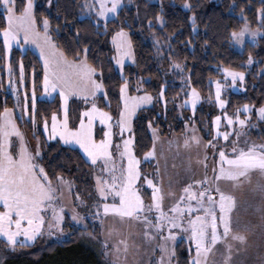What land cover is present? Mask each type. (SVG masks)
<instances>
[{"label": "snow or ice", "instance_id": "1", "mask_svg": "<svg viewBox=\"0 0 264 264\" xmlns=\"http://www.w3.org/2000/svg\"><path fill=\"white\" fill-rule=\"evenodd\" d=\"M47 3L51 5L52 0H47ZM123 3L124 0H81V16L84 13L95 14L94 23L99 24L100 18H103L107 27L110 14L112 17L117 16ZM0 4L4 7V22L3 27H0L4 46L10 52L13 43L20 47H24L21 41L36 44L43 59L41 80L43 93L48 96L58 93L62 98V120L58 122L57 113L53 112L49 127V119L41 117L43 131L49 133L46 141L58 138V142L62 141L64 145L78 144L86 154V162L99 172L94 176L96 199L92 202L87 216H90L93 221H99L101 225L102 252L115 257L109 261V264H127L130 247L127 239H120L115 241L112 248H109V244L112 243L110 237L121 235L116 222L127 225L129 228L138 227L139 232L136 234L149 246L155 245V249L160 251L158 264H173L175 242L182 233H187L190 252L192 242L195 245V254L189 257L190 264H232L234 246L229 238L245 241L246 237L233 230L234 222L231 213L235 207V197L222 190L219 181L230 179L235 187L249 180L254 171L264 178V144L249 143L246 137V127L252 126L251 116L254 106L245 103L241 108L234 109L232 115L223 113L227 126L238 125L231 131L221 132L222 117L216 115L213 118L215 135L213 139L207 141L198 134L194 123L190 126L185 121L183 146L202 148L204 156L200 157L198 154L196 163H203L205 167L208 151L211 149L214 154L218 152L219 167L218 170L213 169V177L205 173L202 178L196 179L193 174V177H187L181 182L182 186L179 190L172 186L171 181L166 190L159 167L154 168L151 174L153 177H158V180L149 178L141 173L140 158L135 155L133 117L136 116L137 109L141 105L147 106L153 103L152 94L144 90L141 83L137 85V90L142 94L129 95L127 78H124V82L119 86L123 107L119 109L115 121L120 140L115 144L117 155H114L112 114L98 108L94 102L97 93L102 90L107 96L102 79L103 72L88 62L87 45L79 49L70 45L71 55L58 47L52 33L59 32V26L53 27L47 16L37 17L35 0H19V3L17 0H0ZM185 7L190 8L191 5L185 3ZM156 19L161 25L165 22L159 15ZM190 19L192 28L195 30V13ZM261 33H264V8L258 10L256 28H252L245 17L244 23L231 30L230 36L236 45L244 46L245 37L248 34L250 42L255 45ZM77 39H79V33H77ZM112 41L115 46L113 57L115 64L119 65L120 71L123 72L125 58L134 59L132 41L123 27L115 32ZM156 45L159 48L158 40ZM252 62L253 57L249 54L247 64ZM6 66L8 84L12 91L17 93L16 105L21 108L19 115L21 118L27 116L35 125L37 101L35 81H33L31 93L24 90L21 97L18 82H23V63L19 62L18 81L12 79L13 68L10 60L7 61ZM172 67L183 70L184 66L173 61ZM221 71L223 76L217 77L210 83L214 84V102L224 109L228 101L222 98V93L229 87H236L237 81H240L239 87H243L245 72L230 66L222 67ZM98 75L101 79L96 78ZM229 78L231 85L228 84ZM182 79L188 81L190 78L182 77ZM222 79L223 82H221ZM164 89L165 85H161L156 99L164 97ZM74 95L84 97L85 103H91V107L84 108L78 127H69V98ZM209 96L211 98L212 94L210 93ZM89 97H92V101L88 100ZM201 99L198 89L189 83L179 107H191L192 119H194L197 104ZM4 104L3 110L0 111V235L5 237V240L0 243V247H4L5 250L14 249L18 244L35 241L43 234L42 230L46 224L49 230L55 228L57 232L63 233L62 223L65 221L66 211L71 221L84 223L86 226L85 214L79 212L75 206L87 203L79 197V193H75L76 201L72 207L63 202L65 193L74 191L73 180L55 170L52 172L54 179L49 176V172L40 162L44 155L40 137L35 136V143L30 144L17 123L15 109L6 106V99ZM29 106L31 113L28 111ZM241 109L246 113L243 118L239 114ZM256 111L258 118L264 120V105ZM83 117H87V121ZM97 117L101 124L108 126V131L103 133L104 138L99 140L95 139L93 134V123ZM148 124L151 126L152 121ZM125 130L129 133L127 137L123 135ZM206 134L212 133L208 131ZM242 136L245 137L243 140ZM153 137L154 141L159 139L156 129H153ZM220 137L231 144V147L227 149L228 154L225 147L214 143V140ZM241 143L243 147H240ZM172 144L173 140H169V145ZM154 149L155 142L152 149L144 153L145 160L156 157ZM191 164L192 160L189 159L186 171L191 172ZM138 181L151 188L147 203L141 194ZM257 189L264 197V183L258 184ZM109 199L112 202H108ZM109 219L114 223L105 227V222ZM57 232H50V234L56 235ZM88 235L97 238L91 232ZM218 242L224 248V251L220 252L221 259L210 260L209 256L215 255ZM136 247L139 246L136 245Z\"/></svg>", "mask_w": 264, "mask_h": 264}, {"label": "trees", "instance_id": "2", "mask_svg": "<svg viewBox=\"0 0 264 264\" xmlns=\"http://www.w3.org/2000/svg\"><path fill=\"white\" fill-rule=\"evenodd\" d=\"M185 3L191 7L186 8ZM261 8H264L262 0H136L135 5H124L116 17L108 19L107 27L105 22L94 23L93 15L84 13L81 16V0H53L51 5L46 0H38L35 11L38 18L47 16L53 27L59 26V32L53 31V37L58 47L69 55L70 45L77 49L87 45L88 61L103 72L102 79L107 91V96L103 92L98 93L96 100L99 106L114 113L119 111L122 103L119 86L124 78H127L132 93L141 92L137 90V85L141 83L143 89L152 94H157L161 85H165L164 101L160 100L141 109L133 120L135 150L137 156L142 157L153 147L152 127L162 136L184 134L187 121L189 125L195 124L203 139L209 140L212 134L206 132H213L216 105L203 104L192 119L189 108H180L178 103L184 98L189 83L204 96L210 97L211 93L213 97L214 84L210 81L222 77V67L245 69L249 54L260 59L247 77L245 92L229 93V108L233 110L244 102L264 104V37L259 44L247 42L245 50L241 52L235 49L230 36L231 30L241 26L245 17L250 26L257 27L258 10ZM3 13L4 8L0 4V27H3ZM193 13L196 17L195 30L190 19ZM157 15L164 19L163 25L157 21ZM121 27L129 32L135 51L134 63L126 64L123 73L115 64V49L111 42L112 34ZM157 40L160 42L159 48ZM19 52V49L15 50V55ZM21 56L25 90L31 93L35 81L36 93L41 92L43 64L38 54L28 49ZM173 61L183 65V70L173 68ZM141 77L144 79L141 80ZM182 77L190 79L186 81ZM8 78L5 46L0 33V111L5 106V99L7 107L16 106L17 93L12 91ZM97 79L101 77L98 75ZM59 108L58 97L38 98L36 121L42 122V116L49 118ZM149 121H152L151 126ZM260 123L264 124V120ZM22 124L28 132L34 134L35 128L29 119ZM261 124L260 130H253V134L259 140H264V127ZM37 136L40 137L44 153L40 162L49 176L54 179L52 172L55 170L73 180L75 188L71 195L74 203L77 192L80 198L89 202L94 193L91 179L93 167L86 162L82 152L60 142L46 141L41 130H37ZM149 164L155 166L154 162ZM145 189L143 193L148 202L151 192ZM85 220L86 226L71 221L70 216L66 215L62 234L51 235L49 231L39 236L33 244H18L8 250L0 247V264H109L110 258L102 252V246L100 249L103 237L99 221H93L90 216ZM90 232L97 238L90 237ZM4 240L0 236V243ZM189 243L184 237L176 240L174 264H190L189 257L194 255V246L192 242L190 252ZM155 257H152L149 264H158Z\"/></svg>", "mask_w": 264, "mask_h": 264}, {"label": "rangeland", "instance_id": "3", "mask_svg": "<svg viewBox=\"0 0 264 264\" xmlns=\"http://www.w3.org/2000/svg\"><path fill=\"white\" fill-rule=\"evenodd\" d=\"M47 1V0H46ZM53 1V0H52ZM213 1H218V0H213ZM36 5L38 4V0H35ZM136 4V0H124V3L122 5V7L124 5H135ZM121 7V8H122ZM4 8V7H3ZM121 8L119 9V11L121 10ZM89 15V14H87ZM95 17V14H92ZM116 17V16H115ZM114 18L111 16H109V19ZM96 19V17H95ZM100 22H104L103 18H100ZM252 27V26H251ZM252 28H256V27H252ZM42 31V30H41ZM118 31V30H116ZM115 31V32H116ZM125 31L128 33L129 32L125 29ZM115 32L112 34V36L115 34ZM112 36H111V42L112 45L115 49L114 43L112 41ZM130 37V35H129ZM264 37V33H261L260 36L258 37V42L256 44L260 43V39ZM131 39V37H130ZM132 41V40H131ZM247 42L251 43L249 38H248V34H246L245 37V45L244 46H239L236 45L233 42V45L235 47V49H237L238 51L243 52L245 50L246 44ZM22 44H24V47H20V45L13 43L11 51L8 52V50L5 47V52H6V64L7 61L10 60L11 64H12V68H13V75H12V79L13 80H17L18 81V77L19 76V62L22 61V54L25 53L28 49L35 51L36 53H39V58L41 60V63L43 64V59L40 56V50L39 47L34 44V43H24L23 41H21ZM132 47H133V52H134V59H130V58H125V64L128 63H134L135 61V51H134V46L132 43ZM19 49L20 52L19 54L16 56L15 55V50ZM114 54H115V50H114ZM249 56V55H248ZM253 57V62L251 64H247V60L245 62V69H239L236 68L238 70H243L245 72V80L243 82V87H239L240 81H237V86L236 87H229L227 89H225V91L222 93V98L226 99L228 101V104L226 105V107L224 109H221L218 104H216L214 102V95L212 98L210 97H206L204 96L199 90L202 99L198 102L194 116L196 114L197 109L202 106L203 104H210L213 103L214 105H216L217 110L216 113L214 115V117L216 115H221L222 120H221V132L223 131H231L232 129H234L235 127H238V125H233V126H227L226 124V118L223 115L224 112H226L228 115H232L233 114V110H231L229 108V99H228V95L231 92H245L246 90V81H247V77L250 76L251 71L254 69L256 63H258L259 61V57H256L255 55H251ZM248 59V58H247ZM89 62V61H88ZM23 63V61H22ZM91 64V63H90ZM7 67V66H6ZM117 67L120 70L119 65H117ZM23 71H24V67H23ZM7 72H8V68H7ZM123 73V72H121ZM223 76V75H222ZM97 78V77H96ZM221 82H223V79L221 80ZM228 84L231 85V80L229 78L228 80ZM18 88L20 89L19 94L23 95V91L25 90V83H24V78H23V82L20 83L18 82ZM188 88V87H187ZM103 92V90L101 91ZM98 92V93H101ZM97 93V95H98ZM37 94V99L38 98H44V99H53L58 97L60 100V108L55 111L57 113V117H58V122L60 120L63 119V111H62V98L59 96L58 93H53L51 96H48L46 94L43 93V89L41 92L36 93ZM128 94L129 95H140L142 94V92H138V93H132L130 91V89L128 88ZM152 94V93H150ZM17 95V94H16ZM156 95L157 94H152L153 96V103L151 105H141L140 108L137 109V113L143 109V108H147L150 107L152 105H154L156 102L158 101H164L165 96L162 99H156ZM184 99V98H183ZM181 99V101L183 100ZM89 101H92V97L88 98ZM179 101V103L181 102ZM97 104L98 108H102L107 112H110L112 114L113 117V122H112V132H113V147H114V151L113 154L117 155L116 150H115V144L120 140V133L118 131V126L115 123L117 117H118V112L114 113L113 111L109 110V109H105L101 106H99V104L97 103V100L95 98L94 101ZM178 103V106H179ZM250 104L253 105V112H252V116H251V121H252V126L250 127H246V137L249 141V143L251 142H255L257 144H264V140H259L254 134H253V130L257 131L260 130V122L263 120H260L258 118V112L256 111V109H258L261 105H254L252 103L249 102H244L243 104ZM23 104V100L21 99V105ZM242 104V105H243ZM241 105V106H242ZM264 105V104H263ZM74 106H76V109H73ZM240 107H236V108H241ZM85 107H91V103H85L84 97L81 96H72L69 98V127H78L79 126V121L81 118V114L83 113V110ZM123 107V102L121 103V107ZM10 108H14L15 109V114H16V119H17V123L19 125V127L21 128V130L25 133L28 141L30 144H34L35 143V139L32 137L33 135L37 136V130H41L45 137H47L49 135V133H46L43 131V124L42 122L36 121V124L34 125L35 131L34 134L28 132V130L24 127V125L22 123H25V121L28 120L27 116L21 118L19 113L21 111V108L19 106H15V107H10ZM181 108V107H180ZM183 108H189L190 110V115L193 116V111L191 109V107L189 106H185ZM235 108V109H236ZM29 111V109H28ZM30 113V112H29ZM240 116L243 118L246 113L241 109L240 111ZM213 117V118H214ZM85 119V121H87V117H83ZM49 119V127L51 126V116L48 118ZM134 120V117H133ZM133 123V121H132ZM213 123V122H212ZM264 127V124H261ZM191 126V125H190ZM153 129H156L155 127L151 128L152 131V135H153ZM108 131V126L106 124H101L99 117L96 118V120L93 123V134L95 139L99 140L104 138L103 137V133ZM212 137L210 139H213V136L215 135V130H214V126H213V130H212ZM191 134V133H189ZM199 134V131H198ZM124 137H127L129 135L128 131L125 130L123 133ZM156 135L159 137L158 140H155V152H156V157L153 158H149L148 160H145L144 155L142 157L137 156L136 154V150H135V155L137 157L140 158V170L142 174H146L149 178H153L154 180H158V177H153L151 174L154 170V168L159 167L160 169V174L163 176V186L164 188L167 190V188L169 187V182L171 181L172 186L176 189L179 190L181 188V182L185 181L187 177H193L194 174V178L196 179H200L202 178L203 174H207L209 177H213L214 176V171L213 169H217L219 167V156L215 155L217 152H215V154L213 153V150H209L207 153V166L205 167V165L203 163H196V158L197 155L199 154L200 157L204 156V151L202 148H196L195 146L191 147V148H185L183 146V135H176L175 133L172 135H168V136H162L159 131L156 129ZM232 137H230L231 139ZM245 137L242 136L241 139L243 140ZM15 139V138H14ZM154 140V137H153ZM169 140H173V144L170 146L169 145ZM48 142H58V138L57 139H52V140H47ZM134 141H135V137H134ZM61 144H63L62 141H59ZM214 143H217L218 146H223L225 147L226 150V154L227 153V149L229 147H231V144H229L228 142H225L223 140L222 137L218 138L217 140H214ZM179 145V147L177 146ZM68 146H73L78 148L82 154L85 156L86 158V154L83 153V149L80 148V146L78 144H70ZM243 143L240 144V147H243ZM154 158L158 159V163L154 165H150L149 162H154ZM189 159L192 160V164H191V172L186 171L187 167H188V161ZM215 161V164H214ZM143 163H145L146 165L143 166ZM151 166V167H150ZM174 170H176L177 172L180 173V175H182V177L185 178V180H180V181H174L172 180L171 174L174 173ZM99 174L98 170L96 168H93L92 172H91V179L93 182V190H94V176ZM218 174V173H217ZM241 179H243V177H241ZM220 186L222 188V190H225L226 192L230 193L231 195H233L235 197V207L232 210V218L234 216L233 212L237 206V214H235V221L237 222V224H239V222L241 220H250V222L252 221H256L254 224H248V227L246 228L245 232L240 233L242 235L247 236L246 237V245H234L233 242L236 240H230L231 238H229L230 242L233 244V249H232V264H264V213H260L257 211V206H262V208H264V197H262L261 193L259 192V190L257 189V185L264 183V178H261L260 175L258 173H256L255 171L252 173L251 177L249 180L245 181L243 184H240L238 186H233L234 182L230 179H221L219 181ZM138 185L140 187L141 190V194L144 196V190H146L145 188H147L150 192H151V188L150 186L147 185H142L140 184V182L138 181ZM145 197V196H144ZM84 200V198H82ZM96 199V193H93V196L91 197V200L89 202L86 203V205H75L77 207V210L79 212H81L82 214H85V219L89 216H87V213L91 210V205L92 202ZM64 203H66L69 207H72L75 203L72 199V195L71 192H66L64 195ZM108 202H112L111 199H109ZM145 202L147 203V200L145 199ZM253 207L256 206L253 211L254 212H248V213H243L242 212V207ZM66 215H69L68 212L66 211L65 217ZM70 216V215H69ZM47 218V217H46ZM261 221L262 224L257 226V222ZM64 223V222H63ZM62 223V225H63ZM114 221L109 219L105 222V227H107L108 225L113 224ZM116 226L120 228L121 230V235H113L112 237H110L112 243L109 244V248L113 247V244L115 243V241L120 240V239H127L129 242V251H128V256H127V264H145L147 263V261L149 260V256H156L155 258H157L159 260V257L161 255L160 251L158 249H155V245L149 246L144 239H142L139 235H137L136 233L139 232V228L138 227H132L129 228L127 225H120L118 222H116ZM254 226H257V228H255ZM260 226V227H259ZM259 227V228H258ZM57 232V230L55 228L49 230L47 224L45 225L44 229L42 230L43 234L47 233V232ZM236 231V230H235ZM238 232H241L242 230H237ZM103 232V230H102ZM130 233H132V235H130ZM42 234V235H43ZM57 234H59V232H57ZM62 234V233H60ZM250 234V235H249ZM1 237H3L2 235H0ZM103 237V235H102ZM187 238V233H182L180 236H178L177 239L179 238ZM5 239V237H3ZM88 238V237H87ZM21 239H24L23 237H21ZM38 238L35 241H28L25 244H33L35 243ZM93 239V238H92ZM134 242V243H133ZM136 245H138L139 247H136ZM101 244H100V249H101ZM193 246L195 248L194 242H193ZM236 249H243L244 250V254L242 256H238ZM219 252L215 251V255H210L209 259H216V260H220V252L224 251L223 245L219 248L218 250ZM236 253V254H235ZM247 253H250L251 257L247 256ZM195 254V253H194ZM110 260L114 259L115 257L109 256L107 255ZM122 258V257H121ZM174 264V263H173Z\"/></svg>", "mask_w": 264, "mask_h": 264}, {"label": "crops", "instance_id": "4", "mask_svg": "<svg viewBox=\"0 0 264 264\" xmlns=\"http://www.w3.org/2000/svg\"><path fill=\"white\" fill-rule=\"evenodd\" d=\"M37 54L39 55V53L37 52ZM176 135H181V134H176ZM199 135L201 136V134L199 133ZM205 140V139H204ZM207 141V140H205ZM159 161L158 159L154 158V163L157 164ZM171 177H172V180L174 181H180V180H185L184 177H182V175H180L179 172H177L176 170H174V173L171 174ZM256 206H253V207H249V206H246V207H242V212L243 213H248V212H254L253 209L255 208ZM257 211L260 212V213H264V208H262V206H257ZM234 216H233V230L236 232H238L237 230H242L241 232L239 233H243L245 232L246 228L248 227V224H251V223H255L256 221H252L250 222V220H241L239 222V224H237V222L235 221V214H237V206L233 212ZM262 224L261 221H258L257 222V226ZM257 226H254L255 228H257ZM260 227V226H259ZM258 227V228H259ZM250 235V234H249ZM248 236V235H247ZM245 236V237H247ZM232 240V239H230ZM234 245H239V244H242V245H246V240L245 241H239V240H236L233 242ZM222 246V244L220 242H218V247H216L215 251L219 252V248ZM236 252L238 253L237 255L239 256H242L244 254V250L243 249H236ZM236 254V253H235ZM247 256H248V259L249 257H251L250 253H247ZM152 259V256H149V260L147 261V263L145 264H149L150 260Z\"/></svg>", "mask_w": 264, "mask_h": 264}]
</instances>
